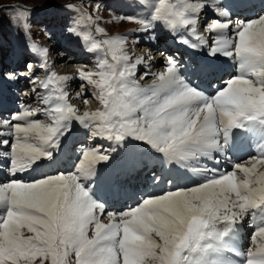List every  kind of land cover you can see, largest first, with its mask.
<instances>
[{
    "label": "snow or ice",
    "instance_id": "snow-or-ice-1",
    "mask_svg": "<svg viewBox=\"0 0 264 264\" xmlns=\"http://www.w3.org/2000/svg\"><path fill=\"white\" fill-rule=\"evenodd\" d=\"M206 6H212L218 17L229 15L227 9L216 6V0H157L150 18L122 19L139 23L145 31L159 22L174 36L186 30L188 35L177 36L178 41L196 48L207 43L196 31ZM77 23L73 21L67 31L85 42L88 51L103 53L98 71H80L75 77L50 72L40 82L46 92L40 98L43 114L50 122L35 118L38 108L23 106L0 119V164L8 167L10 176L52 159L72 121L87 129L93 140L116 145L129 137L140 140L168 162H187L212 150L223 151L235 129L264 125V14L237 20L231 37L225 31L233 25L230 19L213 18L204 24L216 36L209 55L222 54L237 63V74L211 96L180 75V64L172 56L165 71L145 72L156 79L142 87L135 75L144 61L131 62L125 51L127 34L98 40L90 32L77 30ZM96 32L104 33V29L97 26ZM31 49L46 60L47 49L34 44ZM26 67L31 73V63ZM201 71L211 76L215 69L207 65ZM4 77L37 81L35 75L14 71ZM73 79L97 90L101 109L78 114L63 86ZM79 95L86 103L87 92ZM109 159V150L97 144L81 149L71 173L0 183V264H217L210 256L214 242L221 241L250 210L264 208V149L249 157L255 161L250 167L236 163L227 172L204 168L211 175L202 183L145 197L122 212L107 211L84 183V178L96 174L98 164ZM237 171L243 172L244 179H238ZM105 214L107 222L101 219ZM255 229V248L244 254V264H264V223Z\"/></svg>",
    "mask_w": 264,
    "mask_h": 264
},
{
    "label": "bare ground",
    "instance_id": "bare-ground-1",
    "mask_svg": "<svg viewBox=\"0 0 264 264\" xmlns=\"http://www.w3.org/2000/svg\"><path fill=\"white\" fill-rule=\"evenodd\" d=\"M151 2H153V0H151ZM183 2L197 3L198 0H183ZM260 2H262V4L264 5V0H247V2H245L244 0H239L238 4L241 8H244V12L242 14H249V13L255 14V18H256L257 16L262 15V14H260V13L256 14L255 12L253 13L252 11L254 9H257V6H260L259 5ZM141 3H140V5H138V14L139 15H136V16H140L143 18H150L152 11L150 12L149 9L143 8L144 5H147L146 4L147 2H144L143 6L141 5ZM227 3H229V1L225 0V4H227ZM225 4L221 0H216V6H218L220 8H225ZM150 5H151V3H150ZM247 7H249V8H247ZM149 8H151V7L149 6ZM139 9L143 10V12H145L147 15H145L143 12H139ZM225 9L228 10L229 15L227 17H218L217 13L215 12V10L212 6H206L201 11L200 18L204 17L206 12L209 11L210 14H213L211 16L210 20H212L213 18L230 19L232 16L230 13H236L238 8L233 5V6L229 7L230 10L228 9V6ZM246 9H248V10H246ZM200 18H199V21L202 20ZM199 24L200 23L197 24L196 31H200V32H197V33L200 35H203L205 37V40L207 41V43L205 45H211V42L216 38L215 34H210L206 30V28H203V30H205V31L202 32V30H201L202 28L199 27ZM233 27L234 26L232 25L227 30H225L226 34L228 36H229V34H232ZM167 31L169 32V34L171 33L168 29H166L159 22L154 23V25L151 29L145 31L142 29L141 25L135 21H132V23L128 24L126 27L120 26V27L115 29V33L117 35L118 34H127V43L125 45V51L127 52L131 62L135 63L138 58H143L144 62L142 64L138 65V67L136 69V73H137V71H139V69H143L141 71V74H140V78H142V79L139 81V79L136 80V77H135V80L142 87H147V86L151 85L153 83V81L156 79L155 75L145 76V72L160 73V72L165 71L166 70V61L168 60V58L167 57L162 58V57L149 56V54H151V51L149 50V48H145L142 50V52L138 53L136 51L137 50V48H136L137 44L139 45L140 43H144V42L148 41L150 43V45L154 46V48H155L156 45H153V43L157 42V36H159L160 34L165 35L166 33H168ZM180 35H188V33L186 30H181V31L177 32V35L174 36L173 41L167 40L166 48H167V50H169L171 47L172 48L176 47L177 49H179L181 51L185 50L190 55V57L192 56V58H190L191 59V61H190L187 59L183 60L181 57H178L179 53H181V51L180 52H173V54H172L173 56H175V54H176L177 55L176 57H178V58H176V60L180 64V75L189 84H191L193 87L199 89L200 91L206 93L209 96L214 95L215 91L217 90V89H212L215 91H212V90L206 91L203 87H200L198 85L199 82L197 80L196 75H194V74H196V72L194 71V65L191 66V62L194 63V61H196V60H198V62L199 61L200 62L205 61V60H206V62L207 61L210 63L213 62L216 66L219 67L215 71V72H218L220 70L218 73H216V75H219V76L226 74L227 72H226L225 68L228 69L229 66L234 64V66H233L234 70H232L234 72H232L231 75L237 74V70H236L237 63L231 57H226L222 54H218L219 57H217L216 61H214L213 59H211V58H213L212 56L201 54V50L199 51L197 49V47L192 48V47H189L187 44L179 42L177 39V36H180ZM152 37H155V39H153ZM190 39H192V37H190ZM137 41H139V42H137ZM164 42H166V41H164ZM192 42L199 43V41H196L194 39H192ZM158 46H160V45H158ZM202 47H204V45ZM61 53L63 54L62 56L66 55V57L67 58L69 57L71 60L70 62H68L66 60L68 62L66 64L61 63V65L63 67H65V65H69L70 63H72L73 60L78 59V57H79V56H77V57L71 56L70 54L64 55V53H65L64 51ZM208 53H209V50H208ZM50 56H52V55H50ZM55 58H56V56H54V60H56ZM161 58L164 59V62H165L164 64H160L161 62L163 63V60L161 61ZM82 59H84V58H81V61H82ZM50 60L51 59H49V61H48L49 67L55 68V66L59 63V62H56L57 64L54 65L55 61H52V63H51ZM211 60H212V62H211ZM94 62L95 61H93V63ZM75 63H77V62H74L73 65L70 67L71 70L69 71V73H66L64 75H71V76L75 77L78 75V73L80 71H83L81 69L75 70L76 69V68H74L76 66ZM159 64H160V66H159ZM86 67L87 66H85L84 68H86ZM93 67L94 68L91 71H85V72H93V73L97 72L98 71V63L95 62ZM158 67H161L160 70H158ZM57 75H63V74L57 73ZM231 75L227 76V79H229ZM194 79H196V80H194ZM77 82L79 83L80 80L73 79V80H70L66 84L63 85L65 90L68 93V96H69L67 98L68 103H70L76 109H77V105L74 104L76 102L78 103V106H79V104L83 103V106L89 107V104L87 102L85 103L81 100V97L83 95H79V94L82 92H87L90 90V91H92L93 98L97 99L96 95H95V93H97V90L94 89L91 85L84 83L82 81L80 83L84 84L83 88L81 87V85H79L77 92L75 94H73V91H71L69 89L72 86L77 85ZM220 82L224 84V82H222V81H220ZM10 84H9L10 86H13V83H10ZM66 85H69L70 87H68ZM217 88H218V86H217ZM5 91H7V88L4 89V92ZM44 94L46 95V92H44V93L42 92L41 96ZM40 98L41 97L35 96L34 102H33V100L31 101V98L29 96L24 95V97L22 98V100H23L22 105L20 104V106L18 107L19 108L18 110L20 111L21 106H23L25 108H27V107L38 108L39 113L44 111L45 105ZM73 100H75V101H73ZM0 101L2 102V104L7 103L1 99H0ZM27 103H29V105L26 106ZM30 103L32 105H30ZM40 109H42V110L40 111ZM85 109L86 108H83V110L80 111L81 113H78V114H82L85 111L93 112L92 109H86V110ZM38 116H40V118H38L39 120H41L43 122H50L48 120V117H46L43 113H40V115H38ZM6 117L9 118L8 116H6ZM7 118H5V119H7ZM76 123H75V121H74V123L71 122V124H74V125L76 124L75 126H78V127H76L77 136H71L70 132L67 131L61 137L60 142H59V146L55 149L54 156L52 159L42 160L38 164L33 165L31 168L25 170L24 172L17 173V175L15 177H12L9 175L8 167L6 165H4L5 171H6V178L5 179H3V177H2V179L0 178V183L5 182V181L12 179V178L21 179L24 181H31V180L40 179L41 177L46 176V175H52L56 172L71 173V172L75 171V165H76V162L78 161V159L80 158L81 149L93 147V146L99 144L103 148L109 150L110 159L107 162H103V163H100L97 165L96 174L94 176H92L90 178H84L85 186L86 187L90 186L91 187V193H92L93 197L95 199L101 201L104 204H107V201H109V200H113L116 203H120L121 201L128 199V201L131 202L132 199L133 200H139L141 198L143 199V198L148 197V196L160 195L164 192L177 190L179 188H190V187L195 186L199 183H202L207 178V176L211 175V173L204 171L203 170L204 168H206V169H217L214 165V163L217 162L216 157H219L218 163L221 164V168H218V169H220V170L222 169L221 171H225V172L231 171L233 165L236 163H239V164L244 165L246 167H250L252 163H255V161L250 160L249 157L257 156V153L261 149H264V144L261 145L260 144L261 141L257 140L260 138L262 140V142H264V125H261L260 123H254V124H250L248 126L249 129H246V130L240 131V129H235L233 131L231 140L226 145V147L224 148L223 151L212 150V152L209 155H202V156H199L195 159H191L187 162H175V161L168 162L162 154L154 151L152 148L149 147V145H146L144 147V150H141L142 154L140 152H136L137 150L135 148L127 147L128 146L127 140L130 141V139H126L122 144H119V145H116V144H114L110 141H107V140H99V139L93 140L89 137L88 130L83 128L78 122H76ZM0 131H3V129H0ZM86 135H87L86 141L89 144H86V143H85L86 145L84 143H82V145L78 144L79 148L71 150L70 152H69V149H68V151L63 149V147H62L63 144L70 142V141L73 142L75 140L83 141V137L85 138ZM113 148H114V151H112ZM149 150L151 152H149ZM140 160H141V162L138 163V161H140ZM0 165L3 166V164H0ZM222 165H225V167H222ZM104 167H109V169L106 170ZM138 167H139V169L142 168L143 171H146V170L150 171V169H154L156 171H159L160 174L162 173L163 177H165L166 175L169 176L170 178L174 179L173 182H175V184H176L175 187L174 186H173L174 188L169 187V185L171 183L168 182L167 184L162 186L163 188H160L159 186H157V184L160 185V183L162 182V179L160 177L158 180L156 179V177L154 179L152 178L149 180H147L145 178H141L140 176H139V179L135 178V176H133L132 174L135 171H137L135 169ZM130 169H131L132 173L129 176V180H126V171H128ZM168 169L170 170L171 174L169 172L163 173V172L167 171ZM120 171H122V173L118 177V182H113L114 180L113 179L111 180V177L109 175L115 176V175L119 174ZM150 174L154 175L152 173H150ZM237 177H238V179H244L243 172L237 171ZM189 178H190V180H189ZM131 180H133L134 182L139 181L140 184H142L145 181L142 186H145V184H146V188L143 189V187L141 185L135 186V185L131 184ZM150 180H153V181L148 183ZM0 211H3V209L0 208ZM250 211H253V210H250ZM258 211H262V210H258ZM253 215L255 217V214H253ZM256 219H257V217H255L254 220H256ZM103 222H107V217L105 218V221L103 220ZM252 223L249 222L248 223L249 226L255 227L256 224H254V223L252 224ZM236 225H238V224H236ZM235 226L228 232V234L225 237H223V239L221 241L214 242V248L210 252V256L212 257V259H214L217 262V264H244V260H245L244 254L245 253L243 251H241V249L239 250V248H236L232 242L228 241L233 236V233L235 231ZM217 227L222 228V225H218ZM25 233H26V235L30 234V233L27 234L26 231H25ZM252 248H255V244L253 243V240H252ZM226 252H228V253H226ZM240 258H242V260H239Z\"/></svg>",
    "mask_w": 264,
    "mask_h": 264
},
{
    "label": "rangeland",
    "instance_id": "rangeland-1",
    "mask_svg": "<svg viewBox=\"0 0 264 264\" xmlns=\"http://www.w3.org/2000/svg\"><path fill=\"white\" fill-rule=\"evenodd\" d=\"M221 1L225 4V0H221ZM228 1H229V3L225 4V8H227V6H228V9H229L230 6L234 5L235 7L238 8L236 13L239 10L242 13L244 12V8H241L238 4L239 0H228ZM244 1L247 2V0H244ZM144 2H147L146 3L147 5H144L143 8H147L151 12V11H153L152 6L157 1L153 0V2H151V0H0V67L1 68L6 67V71H8L10 69L9 66L13 65L14 66V68H13L14 72H20V71L26 69V65L28 63H31V65H32L31 73L29 72L28 68L26 71L20 72V73H23L24 76H29L30 74H32V75H35V77L37 78V81L35 84L31 83L28 79H25L24 77H20L19 79H17L16 81H23V83L18 84V86L20 87V91H22V93L20 94V93H17L16 91L13 90L14 88H16V84H15L14 80H7L4 77V75H7L8 73H3L2 75H0V77H1L0 78V99L7 102L11 96L13 98V100L16 102L18 107L20 106V103H18L17 101H22V98L24 97V95L29 96L31 98V101L33 100V102H34L35 96L42 98L45 95L44 94L41 96V93L42 92L44 93L45 90L40 87V82L45 80V78L49 75L50 72H55L56 74L62 73L63 75L66 73H69V71L71 70L70 67L73 65L74 62H77V63H75L76 64V66L74 67V68H76L75 70L81 69L83 71H91L94 68L93 67L94 63L95 62L98 63L99 60L103 57V53L100 54L97 52L96 54H94L93 58L90 55H88V53L85 52L86 50L83 48V44L85 42H83L80 38L72 35L71 33H69L67 31V28L70 26V23L72 24L73 21H78V23L76 24L77 30L81 31L82 33L90 32L96 39L103 40L106 38V36L111 37V36L117 35L115 33L116 28H118L120 26L126 27L128 24L132 23L133 20L122 19V17H125V16L124 15L121 16L119 14L120 12L122 13V11H124V8L127 7L128 4L133 3L130 7L127 8V10L131 13V15L128 14V16L129 15L130 16H136V15H139L138 14V5H140V3H141V5L143 6ZM172 2H179V1L178 0H172ZM48 3H52L53 5L52 4L50 5ZM150 3H151V5H150ZM67 4L73 5L74 8H72V9L66 8L64 5H67ZM97 4H99L98 9L96 7ZM261 4H262V2L259 3V5H261ZM48 5H50L49 8H47ZM149 6L151 8H149ZM21 12L24 13L23 16L18 15V13H21ZM139 12H143V10L139 9ZM143 13L145 15H147L145 12H143ZM230 14L235 15V13H230ZM89 15L92 17L91 20H89L87 18ZM125 15H127V14H125ZM212 15L213 14H210L209 11H207L205 16L200 18L202 20L199 21V23H200L199 27L202 28L201 29L202 32L205 31V30H203V28H205L204 24L209 23L208 20L211 19ZM57 21H60L59 22L60 25L66 26V28L63 27V29L65 31L64 39H68L67 44L69 45V47L73 45V50L74 49L76 50L77 47H79V49L77 50L79 52L78 59L73 60L72 63H70L69 65H65V67H63L61 65V63L66 64V63L71 61L70 58L69 57L67 58L65 54H70L71 56H73V55L69 52L68 49L63 48V45L61 42L62 39L59 40V38H62L61 36L53 37V36H50L49 33L47 32V31H51L52 27L57 26ZM97 26H99V28L104 29V33H97L96 32ZM58 31H59V33H61L60 30H58ZM64 31L62 30V32H64ZM197 32H200V31H197ZM168 35L170 37L172 36V34L171 33L169 34V32L166 33L165 35L160 34L159 36H157V42L153 43V45H156L155 48H154V46L150 45V43L147 41L144 43H140L139 45L137 44V47H136L137 50L136 51L138 53H140V52H142L143 49L149 48V50L151 51V54H149V56L162 57V58H166V57L169 58L170 56H172L176 59L178 57H175L170 53L178 52L177 51L178 49H176V47L175 48L171 47L169 50H167V48H166L167 40H165L164 37L168 36ZM232 35H233V33L229 34V37H231ZM159 38H161L160 42L158 41ZM164 41H166V42H164ZM33 44L38 46L39 48L47 49L46 60H44L42 58V56L39 52H33L32 51L31 45H33ZM159 44L161 46H158ZM88 46H90V45H88ZM209 47H210V45L204 44V47L199 46V47H197V49L199 51L201 50V54L212 56L213 58H211V59L216 61V59H217V57H219V55L218 54L215 56L209 55V53H208ZM70 48H72V47H70ZM59 49L61 51H58ZM63 51L65 52L64 53L65 56H62L63 54L61 52H63ZM50 55H52V56H50ZM54 56H56V58H55L56 60H54ZM81 58H84L85 60L82 59V61H81ZM107 58L109 61H111L110 55ZM162 58H161V61L163 60V63L161 62L160 64L165 63L164 59H162ZM49 59H51L50 60L51 63H52V61H55L54 65L57 64L56 62H59L58 63L59 65L57 64L55 66V68L49 67V65H48ZM93 61H95V62L93 63ZM86 62H89L91 64L88 65ZM42 63H44L46 66L40 67V65ZM198 63H199V65H194L195 64V61H194V63L193 62L191 63V66L194 65V71L196 72V74H194V75H196L197 80L199 82L198 85L200 87H203L206 91H210L212 89H218V88L223 86V83H221L220 81H218V82L216 81L217 83L215 84V87L213 86V83L211 85V84L206 83L205 81H202L200 76H203L204 72L201 71V68L204 66L201 65L200 61ZM206 63H209V64H206ZM160 64H159V66H160ZM205 64H206L205 66H207V65H211L213 63H210L207 61V62H205ZM85 66H87V67L84 68ZM233 66H234V64L229 66L228 69L225 68L227 73L222 75V76L226 77V76L231 75V73L234 72V71H232V70H234ZM160 68L161 67H158V70H160ZM142 70L143 69H139V71H137V73L135 75L136 80L139 79V81H140L142 79V78H140V74H141ZM218 72H215V73H218ZM217 76H219V75H217ZM194 80H196V79H194ZM80 82H82V81L80 80ZM80 82L79 83L77 82V85H74L69 89V90L73 91V94H75L77 92L78 86L81 85ZM10 83H13V86H10L11 85ZM66 86L70 87L69 85H66ZM217 86H218V88H217ZM6 88H7V91L4 92V89H6ZM34 88L36 89L35 93H33ZM212 91H215V90H212ZM92 95H93L92 91H90V90L87 91V103L89 104V107L83 106V103L79 104V106H78L77 102L76 103L73 102L75 100L72 101L74 104L77 105L78 113H81L80 111H82L83 108L92 109L93 111H96L97 109L102 108V105L100 104L99 100L93 98ZM81 100L83 102H85V97L82 96ZM1 104H2V102L0 101V105ZM27 105H29V103H27L26 106ZM30 105H32V104L30 103ZM1 110L4 113H6L8 117H10V115H9L10 111L5 106H2ZM41 110L42 109H40V111ZM0 113H1V111H0ZM40 113H44V111H42ZM4 118H7V117L5 116ZM38 118H40V116L36 117V119H38ZM72 122L74 123V121H72ZM75 123H76V121H75ZM71 125H70V128L68 131L70 132V134H73L76 132V127H78V126H75L74 124H71ZM86 137H87V135L85 136V138L83 137V141L75 140L76 141L75 144L76 143H78L80 145H82V143L89 144L86 141ZM127 139H130V141L127 140V145H128L127 147L135 148L137 150L136 152L141 153V150H144V147L147 145L146 143H144L140 140L132 139L131 137H129ZM75 147H76V149L79 148L78 145H76ZM149 152H151V151L149 150ZM140 162H141V160L138 161V163H140ZM214 165L217 169L221 168V164L218 162H215ZM0 166H1L0 167V178L2 179V177H3V179H5L6 178L5 167H4V165L3 166L0 165ZM139 167L136 168L135 170H137V171H135L132 174L133 176H135V178L139 179V176H140L141 178H145V179L149 180L152 178L154 179L155 177H160L162 179V182L160 183V185L157 184V186H159L160 188H163L162 187L163 185L170 182L169 181L170 177L167 175L165 177H163L162 173L160 174L159 171H156L154 169H150V171L149 170L143 171L142 168L139 169ZM222 167H225V165H222ZM104 168L106 170L109 169V167H104ZM168 170L163 172V173L169 172L171 174L170 170L169 171ZM149 172L154 174V175H151ZM121 173H122V171H120L119 174H117L115 176H113V175H109V176L111 177V180L112 179L114 180L113 182H118V177L120 176ZM131 173H132L131 169L126 171V180H129V176ZM170 179H171V182H170L171 184L169 185V187L174 188L176 185L175 182H173L174 179H172V178H170ZM189 180H190V178H189ZM152 181L153 180H150L148 183H150ZM143 183L140 184L139 181L134 182L133 180H131V184H133L135 186H139V185L142 186ZM142 187H143V189H145L146 184H145V186H142ZM141 199H139V200H133L132 199L131 202L128 201V203L141 202ZM125 200H128V199H125ZM123 204H124V201H121L120 203H116L119 211H122ZM106 209H107V207H106ZM258 210H262V211H258ZM107 211H108V209H107ZM253 211H249L247 216H245L243 218V220L240 223H238V225L235 226V231L233 233V236H232V238H230L228 240L229 242H232L236 248H239V250L241 249V251L243 250L244 253H247L248 249L250 247H252V240L251 239H252L253 232H255V230H256L255 229L256 226L260 223H264V208H258V209L253 210ZM253 214H255V217H257L256 220H254L255 217ZM105 216H106V214L101 217L102 221L103 220L105 221V218H106ZM249 222H251V223L253 222L254 224H256V226L250 227L248 224ZM242 232L245 233V235ZM226 253H228V252H226ZM70 259H74V257H71ZM239 260H242V258H240Z\"/></svg>",
    "mask_w": 264,
    "mask_h": 264
}]
</instances>
